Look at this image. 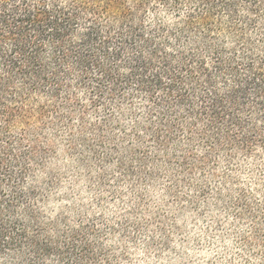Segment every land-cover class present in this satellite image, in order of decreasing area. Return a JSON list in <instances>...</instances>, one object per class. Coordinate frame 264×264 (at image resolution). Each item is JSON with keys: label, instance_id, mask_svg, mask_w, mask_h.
Here are the masks:
<instances>
[{"label": "trees", "instance_id": "16d2710c", "mask_svg": "<svg viewBox=\"0 0 264 264\" xmlns=\"http://www.w3.org/2000/svg\"><path fill=\"white\" fill-rule=\"evenodd\" d=\"M68 166L214 198L264 264V0H0V264H119L101 214L48 206Z\"/></svg>", "mask_w": 264, "mask_h": 264}, {"label": "rangeland", "instance_id": "374dc122", "mask_svg": "<svg viewBox=\"0 0 264 264\" xmlns=\"http://www.w3.org/2000/svg\"><path fill=\"white\" fill-rule=\"evenodd\" d=\"M61 172L63 181L48 206L58 210L67 204L101 214L106 225L115 227L104 243L118 257L119 264H242L231 217L215 205L214 198L196 207L179 204L160 183L141 188L139 194L127 184H120L116 193L109 195L73 166ZM240 176L252 179L244 172ZM121 222H129L130 226L124 229ZM133 224L138 226L136 232Z\"/></svg>", "mask_w": 264, "mask_h": 264}]
</instances>
